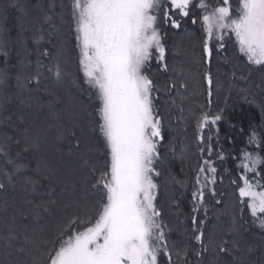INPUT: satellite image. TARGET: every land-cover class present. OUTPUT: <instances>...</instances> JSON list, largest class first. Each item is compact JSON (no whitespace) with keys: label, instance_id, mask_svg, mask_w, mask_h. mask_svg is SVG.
Returning <instances> with one entry per match:
<instances>
[{"label":"trees","instance_id":"1","mask_svg":"<svg viewBox=\"0 0 264 264\" xmlns=\"http://www.w3.org/2000/svg\"><path fill=\"white\" fill-rule=\"evenodd\" d=\"M166 3L157 20L165 60L154 51L145 74L164 137L154 182L171 264H264V227L238 188L247 175L264 191L255 187L264 165L243 167L264 158V65L252 66L227 32L207 57L201 9L176 29L163 22ZM71 12L72 0H0V264H47L70 219L94 218L102 197L92 188L106 160L98 100L79 68ZM204 113L221 118L198 128ZM205 160L215 173L199 171Z\"/></svg>","mask_w":264,"mask_h":264},{"label":"snow or ice","instance_id":"2","mask_svg":"<svg viewBox=\"0 0 264 264\" xmlns=\"http://www.w3.org/2000/svg\"><path fill=\"white\" fill-rule=\"evenodd\" d=\"M195 7L203 13L207 57L213 51L209 41H223L227 32L250 64L264 65V0H237L235 8L230 0H222L218 6L209 0H167L163 22L178 29V17H190ZM161 9V0H72L79 68L85 83L96 93L106 160L92 183V188L102 193L95 217L71 218L60 232L59 244L54 243L48 253L47 264H163L162 255L171 264L161 213L155 204L154 177L160 175L155 167L160 155L157 144L164 137L155 115L154 84L145 74L154 51L157 63L165 60L157 27ZM196 22L193 18L192 23ZM163 67L166 70L167 64ZM56 75L59 78V70ZM206 79L211 85V77ZM220 118L210 119L204 113L197 127L215 124ZM204 164L209 167H201L200 172L215 173L209 161ZM260 165H264V158L256 157L250 166L243 167L256 174ZM239 179L243 182V186L238 185L241 203H246L253 222L258 220L264 227V191H255L247 175ZM211 183H215L214 178ZM193 198H197L196 193ZM199 199L203 200L202 190ZM192 223L197 225L195 217ZM194 231L199 232L195 240L203 243V231L199 227ZM220 250L226 251L223 246Z\"/></svg>","mask_w":264,"mask_h":264},{"label":"rangeland","instance_id":"3","mask_svg":"<svg viewBox=\"0 0 264 264\" xmlns=\"http://www.w3.org/2000/svg\"><path fill=\"white\" fill-rule=\"evenodd\" d=\"M167 1V0H166ZM195 0H193V2H194ZM167 4V3H166ZM203 28H204V26H203ZM205 31V30H204ZM205 35H206V32H205ZM234 37V36H233ZM213 41H214V38L211 40V41H209V46H211V44L213 43ZM252 66H254V67H258V66H262V65H255V64H251ZM82 75H83V73H82ZM84 77V76H83ZM156 115V114H155ZM210 124V123H209ZM209 124L208 125H206L204 128H208V126H209ZM161 143V141H158V144H157V148H158V146H159V144ZM155 197H157V193H156V189H155ZM155 204H156V199H155ZM81 227H83V226H81ZM65 238H67V235L65 236ZM164 256L162 255L161 256V259L163 258Z\"/></svg>","mask_w":264,"mask_h":264}]
</instances>
